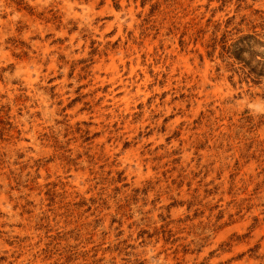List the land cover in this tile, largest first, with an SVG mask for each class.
<instances>
[{"label": "rangeland", "instance_id": "obj_1", "mask_svg": "<svg viewBox=\"0 0 264 264\" xmlns=\"http://www.w3.org/2000/svg\"><path fill=\"white\" fill-rule=\"evenodd\" d=\"M0 264H264V0H0Z\"/></svg>", "mask_w": 264, "mask_h": 264}, {"label": "trees", "instance_id": "obj_2", "mask_svg": "<svg viewBox=\"0 0 264 264\" xmlns=\"http://www.w3.org/2000/svg\"><path fill=\"white\" fill-rule=\"evenodd\" d=\"M245 52V50L243 49V47H239L238 45H234V49H233V52L231 53V54H233L235 57H237V58H241V56H242V54ZM250 57H251V60H252V58L254 57V54L253 53H251V55H250ZM256 66H253L252 68V70L255 72V70H256V68H255Z\"/></svg>", "mask_w": 264, "mask_h": 264}]
</instances>
